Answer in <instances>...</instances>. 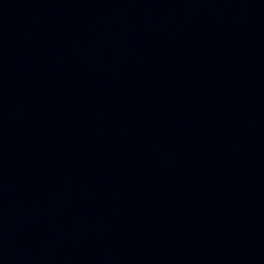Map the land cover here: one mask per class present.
Here are the masks:
<instances>
[{
  "label": "water",
  "instance_id": "95a60500",
  "mask_svg": "<svg viewBox=\"0 0 264 264\" xmlns=\"http://www.w3.org/2000/svg\"><path fill=\"white\" fill-rule=\"evenodd\" d=\"M0 264H264V0H0Z\"/></svg>",
  "mask_w": 264,
  "mask_h": 264
}]
</instances>
